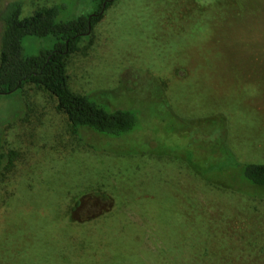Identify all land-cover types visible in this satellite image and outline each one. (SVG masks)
<instances>
[{
    "label": "rangeland",
    "instance_id": "374dc122",
    "mask_svg": "<svg viewBox=\"0 0 264 264\" xmlns=\"http://www.w3.org/2000/svg\"><path fill=\"white\" fill-rule=\"evenodd\" d=\"M2 1H23L21 18L96 8ZM54 43L22 46L37 56ZM67 70L75 93L137 126L97 144L90 134L91 149L43 89L0 96V264L84 257L82 242L114 252L90 264H264V194L220 191L189 164L217 177L206 159L227 127L238 160L264 162V0H115Z\"/></svg>",
    "mask_w": 264,
    "mask_h": 264
},
{
    "label": "trees",
    "instance_id": "16d2710c",
    "mask_svg": "<svg viewBox=\"0 0 264 264\" xmlns=\"http://www.w3.org/2000/svg\"><path fill=\"white\" fill-rule=\"evenodd\" d=\"M90 1L96 7L92 13L66 21L60 20V8L57 5L39 9L31 16L21 18L23 1L9 4L7 1H0V8L5 9L0 17V96L14 92L22 94L29 85L43 89L56 99L57 108L65 115L72 132L93 149V144L90 143L94 142L88 141L90 134L95 137L94 144L108 138L107 136L121 137L135 129L137 116L129 110L109 111L95 99L77 94L70 87L68 58L80 51L84 37L98 25L104 18V12L115 2ZM27 36H52L55 38L54 47L37 56H26L22 42ZM228 139L230 135L227 127L223 129L219 143L212 144L208 151L211 153L206 159L208 166L217 177L213 178L209 173L208 178V173H204L198 165L189 161L193 173L220 191L241 195L264 194V162H241L232 152L227 143ZM5 160L3 137L0 135V174L5 169ZM78 247L84 251L82 255L86 254L84 257H78L80 254L67 257L56 253L60 257H52L50 264H87L95 261L94 253L98 256L99 248L103 250L104 257H96L98 260L108 257L112 252L109 245H85L82 242ZM45 259L51 260L46 257Z\"/></svg>",
    "mask_w": 264,
    "mask_h": 264
},
{
    "label": "bare ground",
    "instance_id": "6f19581e",
    "mask_svg": "<svg viewBox=\"0 0 264 264\" xmlns=\"http://www.w3.org/2000/svg\"><path fill=\"white\" fill-rule=\"evenodd\" d=\"M193 236H194V235H193ZM181 238H182V237H181ZM184 238H185V237H184ZM193 238H194V237H193ZM193 242H194V241H192V243H191V244H193ZM189 243H190V242H189ZM170 251H171V250H170ZM188 254H189V253H188ZM189 257H190V256H189ZM184 259H185V258H184Z\"/></svg>",
    "mask_w": 264,
    "mask_h": 264
}]
</instances>
